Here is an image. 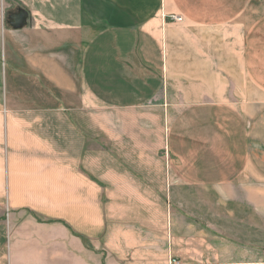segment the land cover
Masks as SVG:
<instances>
[{"label": "crops", "instance_id": "0c3cea01", "mask_svg": "<svg viewBox=\"0 0 264 264\" xmlns=\"http://www.w3.org/2000/svg\"><path fill=\"white\" fill-rule=\"evenodd\" d=\"M12 1L0 264H264V0Z\"/></svg>", "mask_w": 264, "mask_h": 264}, {"label": "rangeland", "instance_id": "374dc122", "mask_svg": "<svg viewBox=\"0 0 264 264\" xmlns=\"http://www.w3.org/2000/svg\"><path fill=\"white\" fill-rule=\"evenodd\" d=\"M17 3L12 1V0H0V68H3V57H2V53H1V35H2V29L4 28V25H6L7 27L10 26V17L11 15H14L16 13H18V11L20 9H23L22 6H18L19 8L16 7ZM17 8V9H16ZM14 9H16L14 11ZM10 12H15L12 13L10 15ZM9 13V14H8ZM9 16V17H8ZM8 20V23H7ZM28 21V20H27ZM28 23V22H27ZM155 137L160 138L161 142H162V137L161 134L159 133L157 136V132L155 131L154 134ZM166 137V135H165ZM163 144V142H162ZM160 159H161V163H163L166 167V175L164 176V178L162 179V181L165 183H167L168 179H169V161H168V155H167V148L165 147V145H162L161 151H160ZM162 195V199L163 201L167 202L168 204V192H165Z\"/></svg>", "mask_w": 264, "mask_h": 264}, {"label": "water", "instance_id": "95a60500", "mask_svg": "<svg viewBox=\"0 0 264 264\" xmlns=\"http://www.w3.org/2000/svg\"><path fill=\"white\" fill-rule=\"evenodd\" d=\"M28 13L24 9H20L18 13L11 15L10 24L15 28L19 29L27 24Z\"/></svg>", "mask_w": 264, "mask_h": 264}, {"label": "built area", "instance_id": "2783aa9c", "mask_svg": "<svg viewBox=\"0 0 264 264\" xmlns=\"http://www.w3.org/2000/svg\"><path fill=\"white\" fill-rule=\"evenodd\" d=\"M170 19L174 22H181L183 18L182 16H179V15H171Z\"/></svg>", "mask_w": 264, "mask_h": 264}]
</instances>
